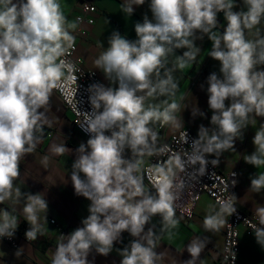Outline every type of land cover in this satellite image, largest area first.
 <instances>
[{
	"label": "clouds",
	"instance_id": "9594fccd",
	"mask_svg": "<svg viewBox=\"0 0 264 264\" xmlns=\"http://www.w3.org/2000/svg\"><path fill=\"white\" fill-rule=\"evenodd\" d=\"M243 2L246 11H234V0H150L151 18L145 14L142 22L135 23L136 39L119 31L108 37V47L94 63L116 86L89 85L91 110L82 127L89 138L75 149L70 175L75 194L90 201L89 215L81 221L82 226L61 235L51 253V264H94V258L88 259L93 250L107 257L124 232L139 239L118 249L119 264H157L161 254L154 249L159 237L151 229L141 234L157 214L162 217L161 231L169 236L179 223L173 207V165L170 161L166 168L158 167L156 194H148L142 175L137 174L143 160L125 159L124 152L127 148L135 157L152 155L157 133L149 125L177 123L178 103L146 101L175 95L178 85L173 72L195 60L200 51L195 39H203L197 33L208 35L212 42L209 57L219 61L220 74L212 72L207 77L210 124L216 127L211 135L207 127H199L194 144L201 154L195 159L203 160V153L218 156L234 149L236 140H243V130L254 123L252 114L264 117V70H256V65H264V35L257 28L264 20V0ZM143 4L145 0H126L122 11L131 16L134 6ZM220 13L226 24L217 34L213 29L219 24ZM254 28L257 38L246 39V30ZM73 41L59 0H0V202L11 198L13 191L17 197L22 195L13 187L20 176L19 162L38 142L34 133L45 120L40 109L48 104L65 71L71 74L74 70L61 59ZM176 49L186 50L175 55ZM170 55H175V60L169 68ZM197 115L205 114L197 107L192 116ZM252 143L255 150L244 156V161L254 167L264 165V125L256 130ZM67 150L54 147L58 154ZM212 163L219 161L213 159ZM236 183L233 180V187ZM250 190H264V172L250 177ZM235 199L233 194L219 209L209 206L203 221L206 231H219L225 216L237 213ZM46 210L48 202L41 193L27 194L23 208L31 224L25 232L27 240L43 234L39 214ZM255 215L259 226L251 227L256 242L264 247V206L257 207ZM17 228V218L0 210V239H12ZM205 247L204 240L194 238L186 246L191 258L184 264H196ZM20 254L17 249L15 255Z\"/></svg>",
	"mask_w": 264,
	"mask_h": 264
},
{
	"label": "crops",
	"instance_id": "0c3cea01",
	"mask_svg": "<svg viewBox=\"0 0 264 264\" xmlns=\"http://www.w3.org/2000/svg\"><path fill=\"white\" fill-rule=\"evenodd\" d=\"M15 2V0H14ZM61 10L66 17L69 31L74 37L72 44L76 46L74 58L78 60L84 68L96 70L100 78L109 86L115 87L107 80L101 69H98L94 61L108 47V37L113 31H119L128 39H136L134 25L142 22L143 16L147 14L151 18L148 7L150 0H145V4L134 6L133 15L122 11V5L126 0H59ZM89 2L97 6L98 11L94 14L93 24L86 22L78 23L76 17L84 14L83 4ZM237 11H246L247 6L243 0H234ZM219 24L214 32L219 34V26L224 25L223 14L218 16ZM75 24V27H70ZM261 35H264V20L257 26ZM257 28L251 31L246 30V39H256ZM203 39H195V44L200 48L194 61L183 70L176 69L173 72L177 89L173 97L161 96L157 99L149 98L146 103H160L167 99L169 103L175 101L180 105L176 112L177 123L169 124L166 135L169 136L182 127H189L198 137V130L201 125L209 129L208 134L216 127L210 124L212 111L208 107L207 77L210 73L220 69L219 61L209 57L212 49V42L208 35L197 33ZM186 49H176L175 55H182ZM175 55L168 58L167 67H172ZM256 70H264V65H256ZM163 75V70H161ZM203 85V88H201ZM228 102L226 101V104ZM197 107L205 114L204 116H192ZM45 113V120L40 123L34 135L37 138L35 149L25 154L20 162V176L14 181V189L19 188L22 195L16 196L15 191L11 198L0 202V210H7L17 218L18 226L25 221L29 228L31 224L26 221L23 208L27 203V194L41 193L48 202V210L40 212L39 223L42 225V233L38 234L35 240L28 241L24 235L26 230L20 231L19 251L12 248L6 242L0 241V264H51V253L58 245L61 229L67 228L72 232L75 228L82 226L81 221L89 215L88 208L90 201L83 196L75 194L70 175L72 163L77 155L75 149L82 143H86L87 137L82 134L73 123L72 113L66 109L59 94L53 89L48 104L40 109ZM254 123L244 129L243 140H236L234 149L223 151L218 156L210 155L213 159H218V167L222 172L236 170L239 173L238 186L236 190V201L238 206L245 212L255 213V209L264 206V190L256 193L250 190V177L264 172V165L254 167L244 161V156L251 154L255 148L252 143L257 129L264 125V117L254 116ZM158 122L150 124L154 127ZM203 142V141H202ZM64 146L68 150L63 154L54 151V147ZM125 159H142L143 157H133L129 149H125ZM138 175L143 177V163ZM144 191L152 194L147 189L143 181ZM154 195V194H152ZM141 199V197H136ZM215 205L219 209L220 205L207 193H202L195 207V212L191 220L185 222L181 217L175 215L179 221L178 225L171 229L172 235L162 232V217L157 214L150 218L145 225V235L151 229L159 239L156 242L154 251L161 254L157 264H184L185 260L190 259V254L186 250L194 238L199 237L205 241L206 247L196 259V264H218V257L224 242L225 223L219 231H206L203 226L205 216L209 213V206ZM47 217V219H45ZM55 219L56 223H50V219ZM139 239L129 233L122 234L121 241H118L112 253L107 257L93 252L88 259L93 260L94 264H119L121 257L118 249L130 247L131 241ZM129 242L125 245V241ZM239 260L242 264H264V247L256 242L255 234L250 233L245 227L241 228Z\"/></svg>",
	"mask_w": 264,
	"mask_h": 264
},
{
	"label": "built area",
	"instance_id": "2783aa9c",
	"mask_svg": "<svg viewBox=\"0 0 264 264\" xmlns=\"http://www.w3.org/2000/svg\"><path fill=\"white\" fill-rule=\"evenodd\" d=\"M82 9L84 14H79L76 17L77 22L93 24L95 21L94 14L98 11L97 6L86 2L83 4ZM234 11H237V8ZM225 24L219 26V33L223 31ZM75 49L76 46L72 44L65 55L61 57V59L71 63L74 70L71 74L65 71V75L54 90L59 94L66 109L72 113L75 127L89 138V134L82 129L91 110L88 87L97 82L105 86L109 85L100 78L96 70L84 68L74 58ZM169 124L158 122L156 126L152 127L157 133V139L153 154L143 156V181L147 189L155 195L156 188L154 184L159 179L157 169L158 167L166 168L171 161L174 172L172 191L175 196L173 201L175 215L188 222L194 215L195 207L202 193L210 195L219 205L224 201H231L233 194L236 196L239 173L236 170L220 171L218 164H213V158L207 153L202 154L203 160L195 159L197 155L201 154L197 150V145L194 144V141L198 138L197 135L185 126L167 136L166 131ZM201 169L204 171L201 172ZM233 173H236V176ZM233 180L237 181L234 187ZM233 203L237 213L231 216L226 215L224 242L218 257V264H242L239 260L241 228L245 227L250 233L255 234L251 225L259 226L255 213L243 211L238 206L236 199ZM49 221L52 224L56 223V220L52 218ZM68 233L70 232L67 228L61 229L58 243H60L61 235ZM19 237L20 230L18 226L12 239L3 238L0 241L6 242L14 249H18Z\"/></svg>",
	"mask_w": 264,
	"mask_h": 264
},
{
	"label": "trees",
	"instance_id": "16d2710c",
	"mask_svg": "<svg viewBox=\"0 0 264 264\" xmlns=\"http://www.w3.org/2000/svg\"><path fill=\"white\" fill-rule=\"evenodd\" d=\"M29 228V225L25 222V221H22L21 224L19 225V230L22 231V230H27ZM129 242V240H126L125 241V245Z\"/></svg>",
	"mask_w": 264,
	"mask_h": 264
}]
</instances>
